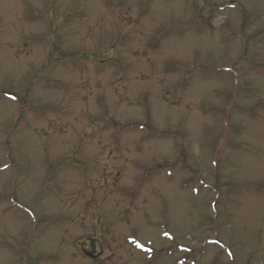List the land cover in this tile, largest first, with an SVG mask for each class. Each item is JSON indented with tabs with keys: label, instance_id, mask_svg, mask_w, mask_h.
Listing matches in <instances>:
<instances>
[{
	"label": "rangeland",
	"instance_id": "1",
	"mask_svg": "<svg viewBox=\"0 0 264 264\" xmlns=\"http://www.w3.org/2000/svg\"><path fill=\"white\" fill-rule=\"evenodd\" d=\"M0 264H264V0H0Z\"/></svg>",
	"mask_w": 264,
	"mask_h": 264
}]
</instances>
